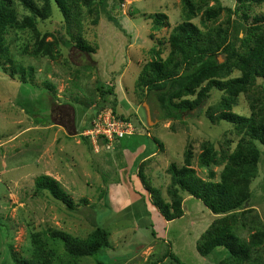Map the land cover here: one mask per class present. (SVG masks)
<instances>
[{"label":"rangeland","instance_id":"374dc122","mask_svg":"<svg viewBox=\"0 0 264 264\" xmlns=\"http://www.w3.org/2000/svg\"><path fill=\"white\" fill-rule=\"evenodd\" d=\"M118 1L110 0L109 8L125 31L103 14L97 25L92 22L94 16L87 14L83 20L84 40L98 48L96 54L61 45L56 59L35 58L22 51L27 45L30 51L34 50V32L12 30L8 36L16 59L24 66H33L36 75L34 81L25 82L19 75L11 76L9 66L0 65V264H16L15 255L29 258L32 235L36 232L43 233L63 255L61 243L50 238L52 230L79 238H87L96 226L108 232L110 248L81 259L79 264H176L169 256L171 253L186 264H220L229 260L225 249L220 248L208 257L197 252L200 237L214 222L222 228L230 227L247 242L254 233L264 232L261 144H257L261 159L250 188L252 198L243 209L231 215H214L200 200L183 193L185 216L167 222L153 205L141 172L170 202L167 188L171 176L167 170L172 163L179 168L184 166L188 148L195 155L193 167L206 178L207 170L198 168L197 159L203 144H212L220 156L228 148L233 151L245 134L238 133L231 124H212L206 118L205 110L221 98L218 92L210 96L201 111H194L182 121L161 119L158 104L147 99L145 91H138L136 82L144 65L155 59L153 48L163 58L168 56L169 33L184 20L183 3ZM34 2L40 8L43 6L42 0ZM193 2L196 8H203L193 19L195 24L205 30L222 26L234 34L241 22L232 12L235 0ZM15 4L21 19L31 15L18 0ZM218 6L224 8L221 15L203 23L204 12ZM249 11L252 15H264V3L250 7ZM156 13L169 17V28L155 29L147 16ZM37 29L46 42L70 39L56 7L51 18L38 19ZM243 36L241 32L240 38ZM218 59L224 63L225 55ZM46 82L54 89L49 90ZM257 84L240 97L234 112L249 116L252 110L264 109V81L258 80ZM100 89H111L113 93L103 96ZM106 108L128 118L135 134L126 136L114 149L102 148L105 144L100 142L96 150L90 140L84 139V132ZM221 168L212 170L219 174ZM41 175L59 180L77 209L68 210L47 192L39 194L35 179ZM254 253L264 264V241Z\"/></svg>","mask_w":264,"mask_h":264},{"label":"trees","instance_id":"16d2710c","mask_svg":"<svg viewBox=\"0 0 264 264\" xmlns=\"http://www.w3.org/2000/svg\"><path fill=\"white\" fill-rule=\"evenodd\" d=\"M15 1L0 0V65L9 66L11 76L19 75L25 82L34 81L36 69L24 66L11 52L8 36L12 30L16 33H35L34 50L30 51L27 45L22 49L24 54L35 58L48 56L51 59H56L59 55L61 45L75 46L88 55L97 53L98 48L91 46L83 37L82 25L87 14L94 16V25L99 23L103 14L109 22L125 31L120 20L110 11V0H42L41 8L34 0H18L31 14L22 19ZM122 1L124 0L118 2L123 4ZM181 1L184 20L169 33L168 56L163 58L159 50H151L155 59L142 68L136 89L145 91L147 99L158 104L162 120L170 121H182L194 111H201L210 96L218 92L221 98L216 104L208 106L205 110L206 118L212 124H231L238 133L245 134V138L233 151L228 148L220 156L212 144H203L197 159L198 168L207 170L206 178L199 176L193 167L195 155L188 148L184 153V166L179 168L172 163L167 170L171 176V183L167 188L170 202L162 197L159 189L147 182L141 172L140 176L146 191L152 197L153 205L167 222L185 216L183 193L200 200L214 215H231L243 209L252 198L250 188L258 174L261 154L257 144L264 146V109L252 110L249 116L233 111L244 93L257 87L258 80L264 81V15H252L249 11L250 7L260 5L264 0H235L236 8L232 12L241 22L236 26L234 34H230L229 29L222 26L206 30L201 28L193 19L203 8H196L193 0ZM54 7L63 16L70 34L68 41L46 42L45 38H40L38 19L51 18ZM223 9L221 6L207 9L201 21L210 22L218 18ZM147 17L153 21L155 29L170 27L169 17L165 13ZM241 32L244 34L242 38ZM221 54L225 55L224 63L219 62L218 56ZM45 85L49 90L54 89L50 82ZM100 91L103 96L113 93L111 89L107 92ZM113 111L119 118L129 120ZM212 167H222V170L217 174ZM35 190L39 194L49 193L70 211L77 209L74 199L53 176H38L35 179ZM84 203L88 204V201L84 200ZM50 238L61 243L63 255L58 253V248L52 246L43 233L36 232L32 235L31 256L26 258L15 255V263L79 264L81 259L110 248L108 232L101 226H96L87 238H79L60 230H52ZM263 241L264 232L254 233L247 242L230 227L222 228L220 223L214 222L200 237L197 252L208 257L223 248L229 254V260L220 264H262L260 258L254 257V249L260 247ZM169 256L176 264H186L174 253Z\"/></svg>","mask_w":264,"mask_h":264},{"label":"built area","instance_id":"2783aa9c","mask_svg":"<svg viewBox=\"0 0 264 264\" xmlns=\"http://www.w3.org/2000/svg\"><path fill=\"white\" fill-rule=\"evenodd\" d=\"M134 134L133 123L130 120L119 118L111 108L100 111L91 127L84 132V136L92 142L96 150H99L100 142L105 144L102 148L114 149L118 142L120 143L128 135Z\"/></svg>","mask_w":264,"mask_h":264},{"label":"crops","instance_id":"0c3cea01","mask_svg":"<svg viewBox=\"0 0 264 264\" xmlns=\"http://www.w3.org/2000/svg\"><path fill=\"white\" fill-rule=\"evenodd\" d=\"M131 46V45H130Z\"/></svg>","mask_w":264,"mask_h":264}]
</instances>
